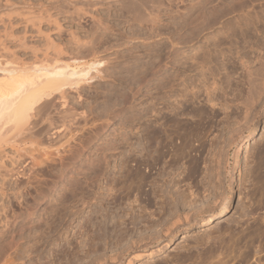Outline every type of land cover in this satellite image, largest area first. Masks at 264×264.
Listing matches in <instances>:
<instances>
[{
  "label": "rangeland",
  "instance_id": "rangeland-1",
  "mask_svg": "<svg viewBox=\"0 0 264 264\" xmlns=\"http://www.w3.org/2000/svg\"><path fill=\"white\" fill-rule=\"evenodd\" d=\"M0 18V69L91 70L29 134L0 124V264H125L136 247L135 264H264V0H0Z\"/></svg>",
  "mask_w": 264,
  "mask_h": 264
},
{
  "label": "bare ground",
  "instance_id": "bare-ground-1",
  "mask_svg": "<svg viewBox=\"0 0 264 264\" xmlns=\"http://www.w3.org/2000/svg\"><path fill=\"white\" fill-rule=\"evenodd\" d=\"M7 1V0H6ZM236 1V0H235ZM250 1V0H249ZM57 2V1H56ZM70 2V1H69ZM78 2V1H77ZM241 2V1H240ZM6 3V2H5ZM67 3V2H66ZM71 3H72V1H71ZM2 4V3H1ZM4 4V3H3ZM6 5V4H5ZM4 5V6H5ZM8 5H9V3H8ZM8 5H6V6H8ZM231 5V4H230ZM99 6V5H98ZM80 7V6H79ZM217 7V6H216ZM234 7V6H233ZM76 8H78V7H76ZM242 8V7H241ZM54 9V8H53ZM82 9V8H81ZM101 9V8H100ZM48 10V9H47ZM70 10H72V9H70ZM74 10V9H73ZM79 10V9H78ZM77 10V11H78ZM168 10H169V8H168ZM49 12V11H48ZM69 12V11H68ZM76 12V11H75ZM86 12H88V11H86ZM97 12H99V11H97ZM70 13V15H71V12H69ZM82 13H84L83 11H82ZM179 13V12H178ZM212 13V12H211ZM48 14V13H47ZM50 14V13H49ZM48 14V15H49ZM77 14H79V13H77ZM85 14V13H84ZM87 15L89 14V13H86ZM214 14V13H213ZM7 15H8V13H7ZM48 15H47V18H46V20H47V22L49 23V22H51V21H53L54 23H55V25H54V23L52 24L53 26H55V28H53V29H55L53 32H55L56 31V29H61V32H63V35H65V33H64V30H63V28H61L62 27V25L61 24H59L57 21H54L56 18H55V16L54 17H50V18H48ZM59 15V14H58ZM83 15V14H82ZM181 15H183V13L181 14ZM46 16V15H45ZM92 16V15H91ZM90 16V17H91ZM94 16V15H93ZM91 17V18H94V17ZM180 16V15H179ZM178 16V17H179ZM44 17V16H43ZM42 17V18H43ZM56 17H58V16H56ZM79 17V16H78ZM82 17H84V16H82ZM96 17V16H95ZM106 17V16H105ZM42 18H40V19H42ZM53 18H55V19H53ZM96 18H98V17H96ZM109 18V17H108ZM1 19V18H0ZM7 19V18H6ZM50 19V20H49ZM66 19V18H65ZM81 19V18H80ZM99 19V18H98ZM100 19H102V18H100ZM156 20V19H155ZM175 20V19H174ZM92 21V20H91ZM196 21V20H195ZM6 23V22H5ZM96 23V22H95ZM100 23V22H99ZM38 24V23H37ZM195 24V23H194ZM100 26H102L101 25V23L99 24ZM14 26V25H13ZM12 26V27H13ZM37 26V25H36ZM57 26V27H56ZM100 26H97V27H100ZM193 26V25H192ZM40 27H41V25H40ZM39 27V24H38V28H40ZM96 27V28H97ZM95 28V29H96ZM154 28V27H153ZM152 28V29H153ZM180 28V27H179ZM3 29H4V26H3ZM13 29V28H12ZM40 29H42V27L40 28ZM40 29H38V33H40L39 31H41ZM98 29H100V28H98ZM150 29V28H149ZM63 30V31H62ZM101 30H102V28H101ZM105 30H106V28H105ZM104 30V31H105ZM4 31V30H3ZM60 31V30H59ZM98 31V33L97 34H99V31L100 30H97ZM57 32V31H56ZM61 32H59V33H61ZM69 32V31H68ZM71 32V31H70ZM7 35H8V33H7V31L5 32ZM37 33V32H36ZM43 33V34H42ZM45 31H41V37H42V35L44 36V35H46V33H48V32H46L45 34ZM75 33V32H74ZM93 34V33H92ZM102 34V33H101ZM104 34V33H103ZM2 35V34H1ZM6 35V36H7ZM49 35V34H48ZM59 35V34H58ZM62 35V34H61ZM71 35V34H70ZM150 35V34H149ZM40 36V35H39ZM95 36H96V34H95ZM98 36V35H97ZM102 36V35H101ZM62 37V36H61ZM74 37H77V36H74ZM73 37V38H74ZM104 37V36H103ZM182 37V36H181ZM6 38V37H5ZM4 38V39H5ZM46 38H47V40H48V36L46 35ZM72 37L71 38H69V39H73ZM95 39V38H94ZM0 40H2L3 41V39H1L0 38ZM50 40V39H49ZM75 40V39H74ZM79 40V39H78ZM96 40V39H95ZM0 42V43H3L5 46H6V44H5V42L3 41V42ZM73 42V41H72ZM71 42V43H72ZM77 42V41H76ZM76 42H74V43H76ZM80 42V41H79ZM91 42V41H90ZM89 42V43H90ZM102 42V41H101ZM7 43V42H6ZM97 43V42H96ZM3 44H0V47L2 46H4ZM174 44V43H173ZM77 45V44H76ZM97 45V44H96ZM77 46H80V45H77ZM82 46V45H81ZM88 46V45H87ZM87 46H85L86 48H87ZM90 46V45H89ZM1 47V48H2ZM73 47V46H72ZM84 47V48H85ZM94 47V46H93ZM77 48V47H76ZM83 49V48H82ZM7 50H8V47H3V49H2V51H5V52H7ZM74 50H75V48H74ZM85 50V49H84ZM2 51H0V52H2ZM58 51V50H57ZM56 51V52H57ZM73 51V50H72ZM83 51V50H82ZM3 53V52H2ZM9 53V52H8ZM62 53H64V52H60L59 53V55H58V57H60V54H62ZM66 53V52H65ZM65 53L64 54H62V55H65ZM4 54V53H3ZM58 54V53H57ZM75 54V53H74ZM77 54V53H76ZM7 55V54H6ZM79 55V54H78ZM62 57V56H61ZM65 57V56H64ZM3 58H5L4 56H3ZM57 58V57H56ZM70 58V57H69ZM75 58V57H74ZM62 59V58H61ZM53 60H55V59H53ZM57 60H58V58H57ZM60 60V59H59ZM1 64V63H0ZM5 64V63H4ZM54 64H57L58 65V63H55L54 61L52 62V65L54 66ZM6 65H7V63H6ZM40 65H42V67L41 66H34V68L33 69H31L30 71L28 70H26V68H30V67H26V68H24V66H23V68H24V70H26V71H24V72H22L20 69L21 68H19L17 65H16V67L15 66H13V68H5V67H3V68H1L0 69V124L1 123H3V124H1L2 126H3V129H4V131H7V133H9L8 132V129H10L11 130V128H13L14 129V126H15V129L14 130H18V131H20L21 129H26L25 128V126L27 127V129H28V127L29 126H27V124L29 123V121H30V119L32 120V111L33 110H35V107L41 102V101H44L43 99H45V97H47L48 95H49V93L51 94V92H55V94H57V95H62V97H60V99L62 98V100L63 99H65V100H67V97L65 98V96H66V94H64V91H66V93L68 92L66 89H71L70 87H74V86H76V87H78V86H81L82 85V83H83V81H84V79L89 75V73L91 72V70L90 69H85V70H83V69H81V70H78L79 68H73L70 64L69 65H62L61 66V64H59L60 66H54L53 68H50V67H48L49 65L47 64H40ZM1 66V65H0ZM4 66V65H3ZM2 67V66H1ZM15 67V68H14ZM18 67V69L20 70H18V69H16ZM21 67V66H20ZM36 67V68H35ZM52 67V66H51ZM91 67V66H90ZM22 68V69H23ZM88 70V71H87ZM90 70V71H89ZM257 73V72H256ZM251 80V79H250ZM76 90V89H75ZM73 91V90H72ZM59 92H61V93H58ZM64 94V98H63V94ZM77 94H79V93H77ZM80 94H82V93H80ZM60 95V96H61ZM51 96V95H50ZM75 96V95H74ZM80 96V95H79ZM78 96V97H79ZM64 100V103H65V105H64V107L66 106V104L68 105V103H66L67 101H65ZM68 101H70V100H68ZM74 101V100H73ZM75 101H78V100H75ZM71 102H72V100H71ZM49 103V102H48ZM64 103H62V104H64ZM74 103V102H73ZM76 103V102H75ZM82 103V102H81ZM90 103V102H89ZM43 104V103H42ZM50 104V103H49ZM53 104V103H52ZM72 104V103H71ZM85 104H86V102H85ZM48 106V108H50L49 107V105H47ZM46 106V107H47ZM69 106V105H68ZM41 107V106H40ZM46 107L44 106V108L46 109ZM62 107V106H61ZM67 107V106H66ZM71 107V106H70ZM77 107V106H76ZM37 109V108H36ZM54 109V108H53ZM53 109H50V110H53ZM71 109V108H70ZM74 109V108H73ZM72 109V110H73ZM48 111V110H47ZM66 111V110H65ZM40 112V111H39ZM49 112V111H48ZM73 112V111H72ZM71 112V113H72ZM36 113V112H35ZM61 112H59V114H60ZM36 114H38V111H37V113ZM41 114V113H40ZM39 114V115H40ZM43 114V113H42ZM41 114V115H42ZM75 114V113H74ZM38 115V116H39ZM46 115H48V114H46ZM61 115V114H60ZM63 115H66V113H63ZM77 115V114H76ZM82 115V114H81ZM67 116V115H66ZM72 116H74L75 117V115H72ZM32 117V118H31ZM65 117V116H64ZM70 116H68V118H69ZM85 117V116H84ZM66 118V117H65ZM68 118H66V119H68ZM76 118V117H75ZM34 119V118H33ZM37 119V118H36ZM64 119V118H63ZM65 119V120H66ZM70 119V118H69ZM73 119V118H72ZM74 121H75V119H73ZM38 121V120H37ZM63 121V120H62ZM12 122L13 124H10V123ZM36 122V121H35ZM5 124H7V125H5ZM11 125V127L9 128V127H7V129L5 128V126H10ZM41 124V123H40ZM14 125V126H13ZM35 125V124H34ZM2 126L0 127V145L2 146H4V144L6 145V143H7V139H9V138H7L8 136L7 135H9V134H5L6 132H4L3 130H1L2 129ZM17 128V129H16ZM19 128V129H18ZM21 128V129H20ZM30 128V127H29ZM12 129V130H13ZM22 130L23 131V134L25 133H27L26 131L27 130ZM11 130V131H12ZM29 130V129H28ZM59 130H61V129H59ZM15 131V132H16ZM25 131V132H24ZM31 131V130H30ZM21 132V131H20ZM56 132V131H55ZM254 132V131H253ZM252 132V133H253ZM34 133V132H33ZM58 133V132H57ZM11 134V133H10ZM27 134H29V133H27ZM16 135H18V134H16ZM33 135V134H32ZM7 136V137H6ZM19 136V135H18ZM31 136V135H30ZM10 137V136H9ZM12 137V136H11ZM16 138V137H15ZM246 137H243V139L242 140H244ZM9 140H11V139H9ZM1 149H3L2 147H1ZM0 149V150H1ZM241 154H242V150H241V147H239V149L235 152V154H234V158H233V164H232V177H231V179H230V183H233V180H234V174L238 171V169H239V167H240V160H241ZM1 159V158H0ZM3 160V159H2ZM34 163V162H33ZM3 163H1L0 165H1V167L3 166L2 165ZM14 165V168H15V164H13ZM17 165V164H16ZM5 167V166H4ZM17 167V166H16ZM34 167H35V164H34ZM13 168V167H12ZM30 168V167H29ZM32 168V167H31ZM25 170V169H24ZM10 171V170H9ZM20 171V170H19ZM13 172V171H12ZM11 172V173H12ZM10 173V172H9ZM18 173V172H17ZM21 173V172H20ZM23 174V173H22ZM21 174V175H22ZM25 177V176H24ZM230 207H231V205H230V199L229 200H227V202H226V204H225V206H224V208L222 209V212H221V216L226 212V211H228L229 209H230ZM175 216V215H174ZM217 218V217H216ZM176 219H178L174 224H173V221L171 222V223H169V224H171V225H168V227L167 228H164L165 229V231H166V233H164V234H166V235H163V237L162 238H171V237H173L174 235H175V233L181 228V227H183V226H187V225H190L192 222H193V220H194V217L193 216H183V217H179V218H177L176 217ZM209 222H211V223H213L214 222V216H211L210 218H209V220H208ZM173 224V225H172ZM167 225V224H166ZM170 226V227H169ZM163 230V229H162ZM165 231H163V232H165ZM160 239H161V237H160ZM132 251L135 253V255H133V256H131V257H129V259H127L126 260V262H125V264H135V262L137 261V262H139V261H141V260H143V256H144V253L147 251V248H144V247H136V248H133L132 249ZM99 252V251H98ZM88 254V253H87ZM209 255V254H208ZM210 256V255H209ZM103 257V256H102ZM118 257V256H117ZM121 257V255H119V257L118 258H120ZM211 257V256H210ZM243 257V256H242ZM118 258H112V261H109L110 262V264H121V260H123V259H118ZM123 258V257H122ZM111 260V259H110ZM190 260H192V259H190ZM105 261V260H104ZM101 262V261H100ZM220 261H218V263L217 264H223V263H225V262H223V263H219ZM222 262V261H221ZM100 264V263H99ZM103 264H107V263H103ZM109 264V263H108ZM225 264H227V263H225Z\"/></svg>",
  "mask_w": 264,
  "mask_h": 264
}]
</instances>
